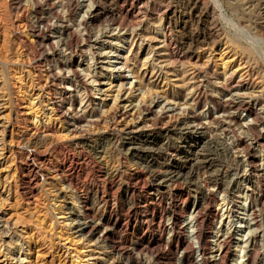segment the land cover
I'll use <instances>...</instances> for the list:
<instances>
[{
  "label": "rangeland",
  "instance_id": "1",
  "mask_svg": "<svg viewBox=\"0 0 264 264\" xmlns=\"http://www.w3.org/2000/svg\"><path fill=\"white\" fill-rule=\"evenodd\" d=\"M222 2L228 14L236 21H242L243 28L252 37L264 40V34L260 31V27L264 28V15L252 11V8L247 9L251 0ZM96 3L111 5L116 10L124 9L125 12L137 10L140 11V17L115 22L110 19L101 20L91 26L92 35L86 40L82 20ZM166 11L174 12L171 22L174 47H178L177 51L180 50L182 55H189L183 56V60L187 62L184 69L190 70L197 63L196 67L199 66L202 72L210 73L207 77H211L214 72L222 73L221 60L225 58L224 62L233 61V69L249 68L257 73L253 82L258 84L260 91L263 90L264 74L261 62L253 56L249 57L243 50L240 42L246 44L247 41L239 29L230 27L226 22L223 26L219 19H214V10L209 4L195 5L194 0H77L74 4L70 0H0V104H3L0 105V131L6 126V149L0 150V216H4L3 223L8 224L14 232L9 236L1 234L0 229V264H8L7 261L9 264H131L127 257L122 258L106 248L99 235L87 238L76 232V226L82 220L70 213L68 203H73L75 195L89 198L92 213L97 215L96 224L102 225L101 216L105 213L112 214L119 221L114 241L139 258L142 264H156L157 261L167 264L170 249L165 246V242L170 239V233L168 230L162 232L160 224L167 227L173 212H184L189 216L194 200L185 203L187 186L190 183L197 189L204 187L209 176L201 173L191 178L186 173L181 177L179 180L183 185L182 189H186V194L183 200L179 199L178 204L171 202V193L163 201L158 199L154 175L162 169L149 167L144 156L133 158L123 154L122 143L128 137L125 126L135 124L136 119L144 113L137 109L138 112H130V117L122 119L97 99L99 95L92 91V87L67 90L74 89L76 83L73 76L63 70L60 62L71 53L76 66L84 69L82 77L89 78L97 70L96 67L100 66L97 65V58L95 59L96 50L90 47H97L94 41L98 36L100 40L108 43L103 49V52L112 56L108 60H117L118 55L138 58L141 68V63L148 54L146 48L145 51L140 49L139 37L144 34L152 36L156 41L157 33L165 23ZM63 23L72 27L68 48L58 38H50L49 41V36L45 37V34L53 35L54 29ZM210 30L216 31L218 39L213 41L207 38L199 43ZM107 35L111 37H105ZM81 45L85 51L92 48L87 57L80 56ZM83 63H89V72L86 70L88 66ZM175 68L184 70L180 65ZM150 73L148 77L151 76ZM129 76L133 79L132 73ZM173 85L167 80L160 83V87L152 84L148 86L152 91H146L147 87L136 91L132 101L136 105L142 101H157L155 92L160 89L167 92L169 97L186 93ZM39 87L43 92L40 101L37 98ZM262 93L264 95V91ZM212 95L210 89L204 90L200 110L205 109ZM104 99L111 105V95ZM51 103L55 104L60 114L52 113ZM248 114L241 112L240 119H252ZM62 115L67 119H60ZM73 115H78V126L81 127L77 139L82 142L79 146L68 129L69 124L75 122ZM162 120L145 123L147 130L136 135L138 142L146 141L151 145L161 142L163 137L159 132L165 134L167 127L175 124L176 114H167ZM35 128L39 129L37 133ZM245 129L242 122L234 124L229 129L232 137L230 141L235 145L246 141L247 145H251L250 150L240 153L235 160H230L222 148V154L218 157L221 163L219 169L224 172L221 178L226 184L236 178L239 158L247 159L249 164L252 158L259 156L258 165L264 158V148L256 147L255 141L259 142L257 134L247 137L243 133ZM39 134L48 135L45 142L42 145H32V140ZM195 136L197 135L194 133L190 138L163 142L184 147ZM72 154H77L84 161L72 178V187H67L68 183L62 181L61 174L63 170L70 173ZM174 158L160 156L158 161L171 163ZM33 165L36 166V171L30 172ZM238 171L244 189L242 196H249L248 202L254 201L253 196L264 195V190L250 191L251 181L256 180L251 172ZM262 184L264 180L259 182V185ZM130 186L136 187L135 191L128 192ZM199 192H193V197ZM102 194L106 197L107 206L100 201ZM214 194L220 202L218 204L214 200L208 204L205 208L206 214L213 210L223 213V193L215 189ZM260 208L264 216V205H260ZM128 220L133 221L127 226ZM221 220L222 215L218 221H213L211 227L206 221L203 231L206 234L211 230L215 231ZM237 221L234 218L233 225L239 226ZM142 236L146 237L144 242L140 239ZM160 236L165 240L163 245L147 251L146 245L151 241L156 242ZM172 245L176 248L177 243ZM20 246L24 253L18 252ZM197 246L195 240L194 259L197 256ZM156 253L158 258L154 257ZM174 257L175 264H178L180 256Z\"/></svg>",
  "mask_w": 264,
  "mask_h": 264
},
{
  "label": "bare ground",
  "instance_id": "2",
  "mask_svg": "<svg viewBox=\"0 0 264 264\" xmlns=\"http://www.w3.org/2000/svg\"><path fill=\"white\" fill-rule=\"evenodd\" d=\"M76 1L70 0L73 4ZM194 1L195 5L209 4L214 10V19H219L223 26L224 22H226L230 27L240 30L242 37L247 41L246 44L240 42L241 47L249 57L253 56L261 62L264 74V40L260 41L252 37L243 28L242 21L233 19L225 9L222 0H210L209 2L206 0ZM246 5L247 3H245L244 7ZM249 8L264 15V0H251V5L247 9ZM139 12L137 10L125 12L124 9L116 10L113 6L107 4H93L87 12L88 15H84L82 20V27L85 30L84 36L86 40L90 38L92 35L90 32L91 26L101 20L110 19L115 22L117 20L127 21L129 18L137 19L140 17ZM173 15L174 12L166 11L165 23L157 33L156 41L152 36L144 34L139 37L140 49L145 51L146 48L148 54V57L141 63V68H139L141 61L138 62V58L131 59L118 55L117 60H108L112 56L110 57L107 53L103 52V49L106 48L104 45L108 43L105 40H100L98 36H96L94 41L97 47H90L96 50L95 59L97 58V65L99 64L100 66L96 67L97 70H94L89 78L82 77L84 69L81 70L76 66L74 56L70 53V56L60 61L63 70L69 72L76 83L74 89L68 88L67 90L76 91L80 87H92V91L99 95L97 99L103 102L104 106H109L112 112L122 119L130 117V112H138L141 109L144 115L136 119L135 124H127L125 126V129L128 131V137L122 143L123 154L133 158L138 155L144 156L149 167L162 169V171L154 175L158 199L163 201L165 196L171 193V202L178 204L179 199L183 200L186 194V189H182L183 185L179 180L181 177L186 173H189L191 178L201 173L209 176L204 187L197 189L194 185L188 184L187 198L185 199L187 202L185 201V203H190L191 200H194L190 215H185L184 212L179 214L173 212L167 227L165 225L162 227L160 224L162 232L168 230L170 239L165 242L163 236H160L156 242L151 241L146 245L147 251H152L155 246H162L165 242V246L170 249L167 264H175L174 256L176 255L180 256L178 264H264V216H262L260 208V205H264V195L259 194L255 197L252 194L254 201L248 202L249 196L247 197L246 194L242 196L244 189L240 183L238 171L251 172L256 178V180L251 181V185L249 186L251 192L254 190L263 191L264 184L259 185V182L264 180V158L260 165L257 164L259 156L252 158V162L249 164L246 161L247 159L243 160L239 158L237 171L235 172L236 178H232L229 184H226V181H223L221 178L224 172L221 168L219 169V164L221 163L218 159L222 154V148L224 153L229 155L230 160H235L240 153L250 150L251 145H247L246 141H240L236 145L230 141L232 137L229 134V129L234 124L240 122L246 127L243 133L247 137L256 133L259 139V142L258 140L255 141L257 143L256 147L264 148V95L262 93L264 88L260 91L258 84H254V77L257 76V73L252 69H233V61L224 62L225 58L221 60L222 73L214 72L211 74V77H207L210 73L202 72L199 66L196 67L197 63H194L190 70L184 69L187 62L183 60V56L188 57L189 55L187 53L182 55L180 50L177 51L178 47H174L175 43L171 31ZM54 30L53 35L45 34V37L49 36V41L51 40L50 38H58L59 42L64 43L65 47L68 48L67 42L72 38V27L63 23ZM260 31L264 34L263 27H260ZM105 37L111 36L107 35ZM207 38L213 41L217 40L216 31L210 30L206 32L199 43ZM154 42L156 43L154 44ZM83 47L81 45L79 48L82 51L80 56L84 55L87 57L92 48L89 51H85ZM252 49L258 51L259 56ZM151 56H155V58H151ZM83 65L88 66L86 70L89 72V63H83ZM175 65H180L184 70H177ZM149 72H151L150 77H148ZM129 73H132L133 79L130 78ZM165 80L174 84L175 88L181 89L184 92L186 91V95L178 94L169 97L167 92L160 89V91L157 90L155 92L158 96L157 101L151 100L149 103L142 101V103L139 102V105H136L132 101L136 91H142L146 87V91H152L148 86L155 84L160 87V83L165 82ZM206 89H210L213 95L210 97L209 104L206 105L205 109L200 110V100ZM39 91L37 98L40 101L43 95L40 87ZM35 94L33 93V95ZM109 95L112 96L111 105L104 99L105 96ZM124 95H126L125 98ZM51 105L52 113L55 115L60 114L55 104L51 103ZM241 112L249 113L247 116H251L252 119H240L239 114ZM167 114H176L177 120L175 124L167 127L165 134L159 132L160 136L163 137L161 142L158 141L153 145L146 141L138 142L136 135L147 130L145 123H148L150 120L152 121L150 123L163 121L162 119ZM59 118L63 120L66 117L62 115ZM72 118L75 122L69 124L68 129L71 135L73 134L72 139L76 140L75 143L79 146L82 143L77 140L81 130V127L78 126L79 117L78 115H73ZM38 131L39 129L35 128V133ZM5 132L6 126L0 131L2 133L0 150L2 151L6 149V143H4ZM194 133L197 136L193 140L188 141L184 147L163 142L170 139L190 138ZM47 136V134L36 135L31 142L32 145H42ZM260 141H263V143ZM240 145H243V147L241 148ZM175 152L177 154L172 155ZM33 155L37 157L35 153ZM160 156H166L167 159L170 156H174L175 158L171 163H166L158 161ZM71 157L73 164L70 167V173L63 170L61 174L62 181L68 183L67 187H72V178L84 161L77 154H72ZM74 162H76L75 165ZM35 171V165L30 167V172ZM143 182H145L144 179ZM135 188L134 186H130L128 192L135 191ZM215 189L223 193L221 199L223 213L221 214L220 211L213 210L211 213L206 214L205 208L208 204L214 200L218 204L220 202L214 194ZM197 191L200 192L193 197L192 193ZM105 198L104 194H102L100 201L106 204ZM72 200L73 203L68 202L70 213L77 215V219L83 221L76 226L77 233L87 238L99 235L103 244L111 252L118 253L122 258L127 257L131 264H142L139 258L134 257L121 244L114 241V233L119 221L115 220L112 214L108 215L105 213V215L101 216L102 225L96 224L97 215L92 213L89 198L75 195ZM0 206H2L1 202ZM220 215H222L220 225L215 231L211 230L206 234L203 231L206 221L211 227L213 221H218ZM234 218L238 220L236 223L239 226L233 225L232 220ZM3 220H5L4 216H0V225L3 223ZM132 221L128 220L127 226ZM136 223L137 221H135ZM0 229L1 234L11 236L14 233L8 224L3 223ZM140 239L144 242L146 237L142 236ZM195 240L198 246L197 256L194 259L193 253L195 248L193 244ZM174 242L177 243L176 248L172 245ZM22 249L23 247L20 246L18 252L24 253ZM154 257L158 258V254L156 253ZM7 263L9 264L8 261ZM156 264L161 263L157 261Z\"/></svg>",
  "mask_w": 264,
  "mask_h": 264
},
{
  "label": "clouds",
  "instance_id": "3",
  "mask_svg": "<svg viewBox=\"0 0 264 264\" xmlns=\"http://www.w3.org/2000/svg\"><path fill=\"white\" fill-rule=\"evenodd\" d=\"M255 39H257V40H259V39H261L260 37H256ZM253 50V49H252ZM254 52H255V54L257 55V56H259V52L258 51H256V50H253Z\"/></svg>",
  "mask_w": 264,
  "mask_h": 264
}]
</instances>
